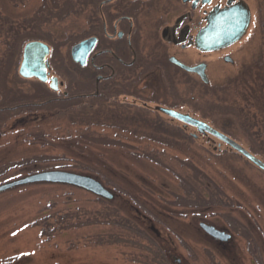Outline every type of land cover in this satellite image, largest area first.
I'll list each match as a JSON object with an SVG mask.
<instances>
[{"label": "rangeland", "instance_id": "1", "mask_svg": "<svg viewBox=\"0 0 264 264\" xmlns=\"http://www.w3.org/2000/svg\"><path fill=\"white\" fill-rule=\"evenodd\" d=\"M12 5L0 0V23L5 28L19 21L26 25L21 48L34 8L28 2L20 10ZM70 11L65 21L50 22L55 39L66 31L69 37L75 34L79 17ZM247 35L233 53V64L213 57L207 92L192 77L180 75L179 111L224 132L221 116L205 115V101L217 103L211 91L229 77L264 65V7ZM50 59L52 72L72 84L79 69L71 58ZM19 61L10 67L16 75ZM21 81L22 97L35 92L40 101L52 95L42 84ZM77 109L74 104L67 112L50 114L21 106V114H6L0 121V184L43 170H66L98 179L116 199L110 204L82 188L50 182L0 192V264H264V173L257 167L214 137L160 114L133 109L113 122L90 119ZM19 116L26 117L24 124ZM124 117L145 120L126 123ZM237 125L228 129L233 135L225 132L251 151L248 139L259 137H248ZM259 139L264 140V132ZM194 185L200 196L215 201L211 207L205 203L198 212L194 203L185 202L195 197ZM200 221L224 230L230 239L211 237Z\"/></svg>", "mask_w": 264, "mask_h": 264}, {"label": "flooded vegetation", "instance_id": "2", "mask_svg": "<svg viewBox=\"0 0 264 264\" xmlns=\"http://www.w3.org/2000/svg\"><path fill=\"white\" fill-rule=\"evenodd\" d=\"M20 10L25 2L34 8L30 17L29 38L22 47L21 22L14 26L0 23V121L4 116L19 112L20 107H35L50 100H76L79 108L93 103L106 104L114 114L125 115L137 109L154 115L153 109L163 106L179 110L180 94L177 86L180 75L192 77L203 86L205 83L195 71H189L174 62L178 60L188 67L204 65L208 78L213 57L233 64L236 47L255 25V16L264 7V0H8ZM71 8L77 12L79 24L69 37L66 31L61 39H55L50 22H63ZM240 38L228 43L229 38ZM27 42L46 45V54L35 50L31 57H46V76L56 77V88L50 80L23 77L19 73L23 47ZM83 43L75 55L72 49ZM4 48V49H3ZM63 48V49H62ZM50 57H86L83 65L74 64L79 75L70 84L52 72ZM19 58L17 75L10 67ZM195 78V79H194ZM21 80L42 84L49 90L44 99L37 101L35 92L22 97ZM209 80V78H208ZM164 83V85H163ZM35 87V86H34ZM73 87V93L71 88ZM32 89L33 88L32 86ZM35 96V97H33ZM45 96V95H44ZM22 99H26L22 101ZM32 99V100H30ZM179 105V106H178ZM178 106V107H177ZM193 115L191 112H187ZM20 118V116H19ZM18 118V119H19ZM17 119V118H16ZM144 118L123 122H143ZM147 119V118H146ZM149 121V119H147ZM153 122L164 124L162 118ZM0 124H2L0 122ZM182 124V123H181ZM184 132L181 126H177Z\"/></svg>", "mask_w": 264, "mask_h": 264}, {"label": "trees", "instance_id": "3", "mask_svg": "<svg viewBox=\"0 0 264 264\" xmlns=\"http://www.w3.org/2000/svg\"><path fill=\"white\" fill-rule=\"evenodd\" d=\"M204 87L206 89L205 91L207 92L208 87H206V85H204ZM215 87L213 88L214 90L212 89L213 91H211V95L214 96V98L217 100V103L215 104H213V102L208 103V99H207L205 102L206 105L208 104L209 105H208V109H206L207 112H204L205 115L207 114V116L209 117L212 116L214 120H216L215 117L216 115L221 116L223 118V124L221 128L223 129L224 132L226 131L231 135H233L234 133L229 132L228 129H231V126L233 128V124L237 125L238 123L240 124L239 126H242L245 129V133L247 134L248 137H252L253 135H255L253 136L254 138L255 137L261 138V134L264 132V65L258 66V68H250V70L243 72V74H237L234 77H229L224 82V84L217 85ZM93 102L94 101H92V103ZM76 103H77L76 100L53 99L45 104L36 105L35 107L43 108L45 111H49L48 113L51 114L56 112H67L68 110H70L71 105L73 106ZM92 103L89 104L90 107H81L80 109L77 110H79L81 113L83 112V114L85 115L89 114V116L87 117H89L90 119L102 118V119L111 120L113 122L114 119H117L116 116L118 114L117 115L114 114L111 111V109L105 108L100 103H98L96 107L92 108ZM28 107L30 108V106ZM35 107H31V108H35ZM44 116H46V114ZM25 120L26 117L24 116L20 117L19 124L20 123L24 124L26 122ZM236 127L238 128V125ZM259 138L248 139L250 144V149L254 153L264 155V140L263 139L261 140ZM88 139L90 141L92 140L91 142L96 141V139L90 135L88 136ZM104 143L107 145H124L122 143H118L117 141L111 142L109 140H104ZM32 167L39 168V166H34L33 164ZM86 169L87 168H85V170ZM89 172L92 173L93 168H91ZM199 184L200 183H197L198 188H200ZM198 188H195L194 185L193 189L195 190L194 191L195 197L191 198L190 200H185V202L194 203L195 210L197 211L200 205L206 206L205 203H207L211 207V204L215 203L214 200L211 199L206 200L204 197L200 196V191L198 190ZM100 198H99L100 200H107L110 204H112V202L115 201L116 199L115 195L113 196L112 199H105L102 197ZM143 204L145 203H142V205L140 206H143L144 210H146ZM207 208H209V206H207ZM147 213L150 212L147 211Z\"/></svg>", "mask_w": 264, "mask_h": 264}, {"label": "water", "instance_id": "4", "mask_svg": "<svg viewBox=\"0 0 264 264\" xmlns=\"http://www.w3.org/2000/svg\"><path fill=\"white\" fill-rule=\"evenodd\" d=\"M248 23V19H246L244 29L239 30V35L233 38L228 39V43H233L235 40L240 38L242 34L246 30V24ZM83 43L77 44L73 47L72 53L75 55L79 52V50L83 47ZM46 45L40 42H27L23 47V57L21 60L19 73L23 77H36L41 81L50 80L51 87L53 89L56 88V77L48 78L46 76L47 68H46V57H31L32 53L35 50H41L43 54H46ZM72 60L80 65H83L86 57H71ZM176 64L181 66L182 68L195 71L199 74L200 78L208 83V78L206 77L203 69L204 65L200 64L194 67H188L178 60H174ZM154 110L159 111L165 115L170 116L171 118L177 119L184 126L194 127L197 133L210 135L215 139H218L222 143H224L230 150L237 152L240 156L244 157L247 161L257 167L261 172L264 173V160L260 157H257L253 153H251L248 149H246L239 142L221 132L220 130L214 128L205 120L197 118L196 116L190 115L187 112L170 109L163 106H154ZM192 137H197L196 134H192ZM216 149V148H215ZM36 182H50V183H58V184H68L74 187L82 188L86 191H89L97 196H100L105 199H112L113 193L106 189L100 181L95 179L94 177L66 170H43L40 172L32 173L21 178L2 183L0 184V192L10 189L12 187L28 184V183H36ZM199 227L211 237L218 239L220 241H227L230 239V234L225 232L224 230H219L215 228L213 225L206 224L204 222L199 223Z\"/></svg>", "mask_w": 264, "mask_h": 264}]
</instances>
